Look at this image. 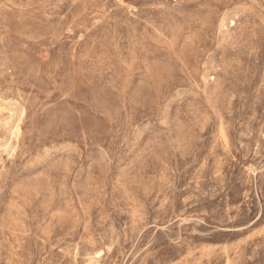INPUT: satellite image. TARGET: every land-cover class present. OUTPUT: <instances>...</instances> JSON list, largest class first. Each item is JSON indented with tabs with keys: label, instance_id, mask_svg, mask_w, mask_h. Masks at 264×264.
<instances>
[{
	"label": "rangeland",
	"instance_id": "1",
	"mask_svg": "<svg viewBox=\"0 0 264 264\" xmlns=\"http://www.w3.org/2000/svg\"><path fill=\"white\" fill-rule=\"evenodd\" d=\"M0 264H264V0H0Z\"/></svg>",
	"mask_w": 264,
	"mask_h": 264
}]
</instances>
